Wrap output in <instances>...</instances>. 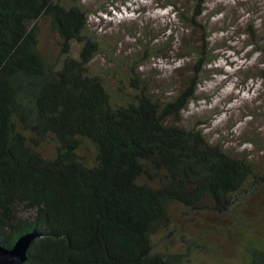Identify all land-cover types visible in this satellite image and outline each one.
Returning <instances> with one entry per match:
<instances>
[{"label": "trees", "instance_id": "1", "mask_svg": "<svg viewBox=\"0 0 264 264\" xmlns=\"http://www.w3.org/2000/svg\"><path fill=\"white\" fill-rule=\"evenodd\" d=\"M208 1L163 6L200 33ZM44 20L57 54L44 49ZM174 40L149 46L137 61ZM197 43L175 58L194 59L177 69L192 74L177 95L158 94L134 65L112 90L91 72L106 47L81 0H0V245L36 232L24 264H188L190 245L160 252L156 238L179 219L213 214L222 222L203 232L228 235L230 219L245 264H264V227L245 215L264 211V171L183 125L212 60L209 36Z\"/></svg>", "mask_w": 264, "mask_h": 264}, {"label": "rangeland", "instance_id": "2", "mask_svg": "<svg viewBox=\"0 0 264 264\" xmlns=\"http://www.w3.org/2000/svg\"><path fill=\"white\" fill-rule=\"evenodd\" d=\"M167 1L81 0L89 11L91 31L106 47L92 63L91 72L106 77L110 89L115 90L123 86L121 81L134 65L141 77L152 78L158 94L173 97L192 76L187 70H177L194 60H175L181 47L198 45L199 38L209 36L212 60L202 74L197 99L183 112V125L201 129L227 154L253 160L264 171V0H209L202 20L206 32L200 33L175 19L171 9L163 6ZM179 1L183 5L192 2ZM103 7L110 13L100 15ZM41 29L44 49L59 53L58 37L47 20L41 23ZM171 34L175 40L161 55L137 61L144 57L145 49L162 45ZM138 39L148 46L140 45ZM110 43L117 45L116 52ZM79 50L75 43L74 57ZM249 214L256 218L254 227H264V211L246 210L245 215ZM200 219L177 220L173 232L156 238V250L170 248L186 253L190 245L188 264H245L236 242L239 232L231 226V220L225 222L229 226L225 235L215 229L203 232L205 225L218 227L220 217L207 214Z\"/></svg>", "mask_w": 264, "mask_h": 264}, {"label": "water", "instance_id": "3", "mask_svg": "<svg viewBox=\"0 0 264 264\" xmlns=\"http://www.w3.org/2000/svg\"><path fill=\"white\" fill-rule=\"evenodd\" d=\"M39 237L36 232L21 236L12 248L0 245V264H24L33 241Z\"/></svg>", "mask_w": 264, "mask_h": 264}]
</instances>
